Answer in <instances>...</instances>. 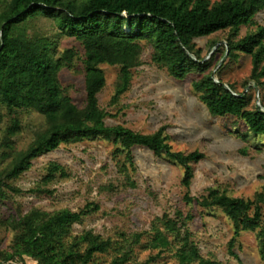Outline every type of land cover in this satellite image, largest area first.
I'll return each mask as SVG.
<instances>
[{"label":"trees","instance_id":"16d2710c","mask_svg":"<svg viewBox=\"0 0 264 264\" xmlns=\"http://www.w3.org/2000/svg\"><path fill=\"white\" fill-rule=\"evenodd\" d=\"M0 11V122L7 111L10 124L1 146L11 157L0 169V209L5 200L21 189L9 181L28 171L33 160L52 152L63 143L84 139L112 141L115 152L125 155L122 171L126 184L136 186L130 175L135 168L134 147H145L158 157L184 169L182 184L189 188L195 176V165L205 158L199 149L174 151L168 142L166 127L152 133H141L123 124L110 125L108 113L101 107L99 93L106 85L102 64L119 66L112 102L116 103L132 84L133 69L143 64L141 41L153 47L151 61L175 79L191 74L199 99L214 116H235L246 122L254 135H264V107L254 102V87L239 91L235 84L223 80L226 61L240 54L251 56L252 70L244 86L253 81L264 87V26L239 37L242 26L255 25L256 15L264 10V0H5ZM52 18L68 36L84 48L86 102L79 106L60 78L62 69L73 63L78 52L67 48L55 54L54 41L44 35H31V22L39 17ZM229 29L226 43L214 40L215 51L203 56L197 38ZM217 52L224 60L214 72ZM216 63L214 64V62ZM228 85V87L226 86ZM262 104V100H261ZM35 110L45 124L35 133L24 150L13 148V138L21 130L20 111ZM45 182L68 177L67 169L50 162ZM190 204L189 192L183 197ZM205 208L221 209L233 222L235 233L229 242L233 250L242 231H255L264 256V194L255 199L233 197L220 188L208 187L195 198ZM99 209L88 202L78 211L68 208L44 210L33 207L19 211L8 220L14 236L8 249L0 251V264L24 262L30 257L37 264H101L103 255H111L109 264H152L164 252H171L176 264H228L205 257L195 241L189 222L191 211L176 208L157 217L150 229L146 248L157 252L138 260L136 247L147 233H121L119 238L104 236L86 229L73 232L76 223ZM1 220V219H0ZM1 222V221H0ZM237 256V255H235Z\"/></svg>","mask_w":264,"mask_h":264},{"label":"rangeland","instance_id":"374dc122","mask_svg":"<svg viewBox=\"0 0 264 264\" xmlns=\"http://www.w3.org/2000/svg\"><path fill=\"white\" fill-rule=\"evenodd\" d=\"M4 2L0 0V11ZM257 25L264 26V10L256 15L255 25L241 27L239 37L254 31ZM29 33L50 37L55 43L56 56L67 48L77 50L73 63L62 69L60 78L75 102L84 106L86 89L82 44L64 33L52 18L43 16L31 22ZM228 34L229 29H226L195 41L202 47L203 56L208 58L216 49L212 42L220 40V44L226 43ZM141 44L143 64L133 69L131 87L116 103L112 102V97L120 67L101 65L106 74V85L99 93V100L108 113L106 122L123 124L141 133H152L165 126L168 142L174 151H203L205 158L195 165L191 186L187 188L182 184V166L166 157L154 155L148 148L133 149L136 166L130 168V175L136 186L132 187L126 184L122 171L125 155L115 152L118 146L112 141L98 138L63 143L58 149L33 160L28 171L9 181L21 192L1 205L0 251L8 249L11 244L14 231L8 220L19 211L27 212L33 207L49 211L62 208L78 211L88 202H94L99 209L85 217L82 223H76L73 232L92 229L113 238H119L121 233H147L136 247L138 260H145L157 252L145 246L153 221L165 212L173 215L180 207L193 213L189 227L205 257L228 264H264L255 231H242L233 247L237 256L231 254L229 242L235 233L232 220L221 209L205 208L195 199L208 187L220 188L233 197L245 199H255L258 193L264 194V135H254L246 122L235 116L212 115L192 87V81L199 75L175 79L152 63L151 43L144 40ZM217 60L222 64L224 57L221 52H217ZM251 70V56L241 53L238 59L226 61L221 76L224 81L235 84L239 91L254 87V102L264 107V87L260 89L253 81L247 87L243 84ZM1 112L4 118L0 122V169L11 159L3 152L7 149L1 146L10 117L5 109ZM19 115L21 130L13 138V148L24 150L34 139L36 131L44 126L45 119L31 109L21 110ZM50 162L63 165L69 176L45 182ZM187 192L194 198L190 204L183 199ZM111 259V255H103L100 263L109 264ZM6 264L37 263L25 257L24 262ZM152 264H176V259L171 252H164Z\"/></svg>","mask_w":264,"mask_h":264},{"label":"water","instance_id":"95a60500","mask_svg":"<svg viewBox=\"0 0 264 264\" xmlns=\"http://www.w3.org/2000/svg\"><path fill=\"white\" fill-rule=\"evenodd\" d=\"M221 65V63H219L218 65H217V67L214 69V72L219 68V66ZM227 87H228V85H226Z\"/></svg>","mask_w":264,"mask_h":264}]
</instances>
